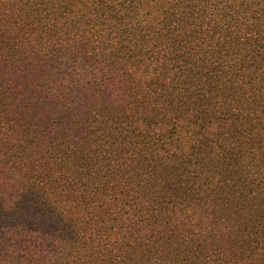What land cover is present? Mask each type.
Returning a JSON list of instances; mask_svg holds the SVG:
<instances>
[{"label":"trees","instance_id":"1","mask_svg":"<svg viewBox=\"0 0 264 264\" xmlns=\"http://www.w3.org/2000/svg\"><path fill=\"white\" fill-rule=\"evenodd\" d=\"M97 253L264 264V0H0V264Z\"/></svg>","mask_w":264,"mask_h":264},{"label":"rangeland","instance_id":"2","mask_svg":"<svg viewBox=\"0 0 264 264\" xmlns=\"http://www.w3.org/2000/svg\"><path fill=\"white\" fill-rule=\"evenodd\" d=\"M75 78H77V76H75ZM65 80V81H64ZM73 80L68 76V77H59L57 79H55L52 84L50 85L52 91L54 92L55 95H60L62 94V90L63 88H69L72 85ZM66 92V91H65ZM64 92V93H65ZM98 251V250H97ZM97 258L99 261V264L101 263V257H100V253H97Z\"/></svg>","mask_w":264,"mask_h":264}]
</instances>
